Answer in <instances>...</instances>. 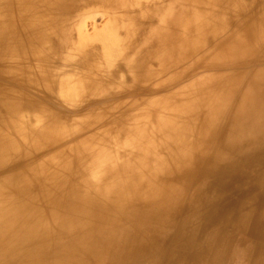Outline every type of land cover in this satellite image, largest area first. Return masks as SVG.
<instances>
[{
    "label": "bare ground",
    "instance_id": "obj_1",
    "mask_svg": "<svg viewBox=\"0 0 264 264\" xmlns=\"http://www.w3.org/2000/svg\"><path fill=\"white\" fill-rule=\"evenodd\" d=\"M260 156L264 0H0V264H170L141 224Z\"/></svg>",
    "mask_w": 264,
    "mask_h": 264
},
{
    "label": "rangeland",
    "instance_id": "obj_2",
    "mask_svg": "<svg viewBox=\"0 0 264 264\" xmlns=\"http://www.w3.org/2000/svg\"><path fill=\"white\" fill-rule=\"evenodd\" d=\"M97 24L100 25L101 22L98 21ZM260 158L262 161L260 164L255 163L252 166L240 164L243 166L231 169L228 172L223 171L222 174L228 183L225 184L224 188L223 186H215L214 190L205 196L211 204H204L203 202L198 204L200 202L198 197L195 199L197 202L191 204L187 203L186 198H179L170 208L162 209L165 210L163 213L159 212L154 218L152 217V221L146 220L145 224H141L144 227L143 235L146 237L152 236L165 242L160 247L165 248L164 252L172 253L170 264H202L204 261L199 258L211 255L212 246L214 248L216 246L219 253L226 247L227 249L223 251L224 253H220L214 262L212 261V263L208 264H264V257L263 259L257 257L262 250L264 254V242H261L258 237L259 235H264V231L260 230V227L264 225V157L260 156ZM258 159L255 158V160ZM215 196H218L216 201L214 200ZM219 200L221 201L219 202ZM229 209H233L236 215H225V211ZM182 221L187 225L184 233L178 235L174 242L173 240L171 242L167 241L175 237L177 224ZM211 224H217L220 230L212 234L209 229ZM204 226L205 228H203ZM193 229H195L194 234L192 233ZM191 234H193V241L190 244V248L193 251L192 253L199 254L198 260L187 257V250L182 247L184 245H180L184 244L182 239L186 238L188 240ZM212 237L218 239L216 244L205 243L207 238ZM244 239L247 240L245 241ZM132 246H129L131 251L134 247ZM186 246L189 247V245ZM254 255L255 257H253ZM118 262L120 264H151L150 262L157 261H149L144 256H139L136 260L129 259V261H124V263ZM164 262L159 261L157 264H165Z\"/></svg>",
    "mask_w": 264,
    "mask_h": 264
}]
</instances>
